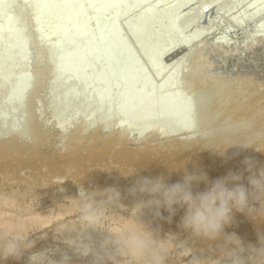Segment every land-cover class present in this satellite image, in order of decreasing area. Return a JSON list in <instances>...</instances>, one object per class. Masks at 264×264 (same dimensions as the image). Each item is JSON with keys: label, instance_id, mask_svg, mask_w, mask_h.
<instances>
[{"label": "bare ground", "instance_id": "bare-ground-1", "mask_svg": "<svg viewBox=\"0 0 264 264\" xmlns=\"http://www.w3.org/2000/svg\"><path fill=\"white\" fill-rule=\"evenodd\" d=\"M220 1L222 0L206 1L199 7V11L201 13H204L206 10L209 9V7H211V4H214ZM255 1L258 2L259 5L257 6L256 10H254L252 13H254V15H260L264 12V0H254V2ZM67 2L68 4H65V6L60 5L55 8L50 7V5L47 2L45 4L44 2H42L40 3V5H42L46 9H50L51 12L58 13L61 10H66L67 12H69L70 6L72 4H76L77 0H67ZM88 2L90 4L92 3L96 4L95 3L96 1H93V0H88ZM184 3H186V1H184ZM22 9H24V7ZM81 12H83L82 9L77 13L75 11V13L78 15ZM188 12L190 14L191 10H189ZM245 13H244V16L240 17L242 19V22H241L242 25H244V23L246 22L247 16H250L252 14L249 12L246 14ZM51 18L52 17H50L49 15L48 16H43V15L35 16V22L37 21L38 25L42 26V25H45L47 22H49ZM86 19H87L86 17H83L81 19V24ZM152 22L153 20H145V22L142 23V26L140 28V32H139V36L141 38L140 42L143 43L144 45H148L150 42L149 40L152 39V37H155L157 35L162 36L170 32L171 30L175 29L173 25L174 23H172L166 28L165 27L161 28L159 31L150 32L149 26ZM257 27H258L257 31H263L264 30V20L259 21L257 23ZM197 36H200L199 32L192 33V35L187 36V38L180 41L178 43V46L176 43H173L175 42V40L169 42L167 45L164 43H157L152 51H147L146 53H143V54L139 53V54H134V55L132 53L129 54V52L128 53L117 52V53L111 54L112 52L110 53L108 51H105L106 54H102V55H99L98 52L97 54L96 53L88 54V53L82 52L81 50H69V51H65L61 53H54V52L49 51L48 48L45 54L44 53L34 54L33 52L29 50L20 52L19 49L17 51H13V52L6 51L5 53L0 54V63H3V65H6L8 67L6 68V71H4V73L3 71L1 72V75L3 74L5 75L8 72L11 73L14 69H16L14 70L15 73H14L13 78L11 79V82H10L11 87L10 89H8V93H6L4 99H1L2 96H0V168L4 170L3 172L5 173V177H7V180H4V181L0 179V225H6L16 220L17 218H21L26 222L28 228H32L37 225L47 228L63 219L70 218L73 215V211L70 207L58 208V203H57V206L42 205L40 204L41 201L39 202V198L37 201V205L35 207H31L30 206L31 204L29 205L28 203L31 199L27 201L25 200L27 196H25L24 198L23 193L21 194L20 192L21 195H19L18 193H15L17 192V189L15 190L13 188L14 182L12 181L10 182L11 179L14 181L15 178H18L19 181H22V182H24L25 180L23 184L26 186L28 183L30 184L34 182L35 180L34 178L32 179V178L24 177L25 179L24 178L22 179V177L19 176V171L25 165L26 166L31 165V166L37 167L38 164L42 162V157H41L42 155L41 156L39 155L41 153L40 146L46 145L49 139L47 137V134H48L46 132L47 130L44 128L43 124H41L42 122H40L39 120V117L37 114L38 111L35 106L36 96L39 95L40 90L42 92L41 87L43 88V86H45L44 81H42L45 79V74H43L44 79H43V76H41L42 80L40 79L39 76H38L39 79L34 77V74L36 71L34 72V74H32L33 73L32 68L34 67L33 65L36 62H38V60L40 59H44V61L46 62L44 63V66L49 68L48 70H49L50 76L48 80H50V85H49L50 103L54 104V102H57V101L61 102V104L59 105V109L58 107L56 108L55 105H54L55 108L53 107L54 108L53 112H54V115L56 116L55 126L56 128H58L60 132H62L63 134H66L69 130V124L72 122L74 117H77V113L80 110L81 111L87 110L89 112L88 118L91 120L90 122H92V124H90L91 126L89 125V127L87 128V130L91 131L90 136L87 138V142L89 141V143L90 144L93 143V145L94 143L95 144L100 143V141L102 140V138H100L101 137L100 136L101 126L100 125H106L105 123L108 120H110L111 118L110 116H112L110 113H107L108 112L107 110H105V105L103 106V102L106 100H104L103 102L102 101L100 102L101 104L99 105L101 106H93L92 108H90L91 105L87 100H84L83 103H80L78 105H75L72 102V100L73 98H76L78 95H80L83 98L88 97L85 95L90 93L89 84L94 85L95 83L100 82L99 80L101 81L103 80V82H107V83L101 82V84L103 85V88L98 89L94 95L98 96L99 94L101 95L102 99L108 100V99L113 98L117 101V103L119 102L116 108L117 112L115 113L116 114L115 117L120 123L117 130L121 133V135H124L126 136V138L129 139L131 135L133 134L135 138L141 142L142 140L146 138V136L149 133L155 136H158L160 138L162 136L166 138L172 137V138H169V140L166 139L167 141L161 144H151L149 143V141L151 140L148 139L149 141L148 142H146L147 140L145 141L146 146L144 147H146V149H149V150L151 149L160 150V151L165 150L167 152L172 151V150H180L182 152H187L186 162L185 161H183V163L181 162L179 166H175L174 164L170 166H158V167L154 166L150 168V170L153 172H156V171L162 172L165 175L164 177L168 178V180L172 179L174 181L176 180L181 181L185 170L191 172V170L193 171L194 169H197L199 165L206 164L202 159H197V157L195 159H192L191 157L192 155L199 153V152H203V151L212 152L213 154L216 152L215 150L211 148H221L222 149L229 145L239 143L241 140L239 136L238 137L240 138V140L232 141L228 139L229 137L228 135L230 134L236 135V133L241 134L240 125L243 122H249V121L253 123L256 122L255 127L257 128V130L264 131V90H261L260 88L264 83L261 81H256L253 75H250V76L246 75L245 77H243L244 74L238 75L239 77L242 76V78H237V79L233 78L234 80L232 81L231 78H229V80L226 77L224 78L221 77V79H219V77H216V75L213 76L214 73L211 74L209 72L210 73L209 74L208 71L206 72L207 67L210 68L211 65L214 63L211 62L209 64L210 61L209 60H208L209 62L207 61L208 55L206 56L207 53L203 52L204 47L199 48V44L197 42L200 39L197 40ZM98 37L100 38L101 35L99 34ZM203 42H205L206 44L207 42L209 43V41H206V40H204ZM224 42L225 41L224 40L221 41V39L217 40L216 46L219 47L220 45H224L225 44ZM205 43H203V45ZM91 44L92 43H90V41L86 43V45H89V46ZM213 44L215 45V43ZM228 44L227 46L229 47ZM214 49L216 50V48ZM220 51L222 53V50ZM212 55L214 54H210V56ZM230 55L232 58L231 53ZM88 60L92 62L91 63L92 65L96 64L106 69L108 68L107 66L108 63L112 61L110 65H111V68L113 67V69L103 71V72L100 71V72H92L89 74H83L82 72L83 69H81V67H83L84 63H87ZM142 60H144L146 64L145 62H142ZM137 61H139V64L141 65L143 64L146 65L147 69H151V71L155 73L156 75L163 74V77L160 80L161 82L160 84H161L163 92L159 98L157 97V94L155 92L149 91V86L155 82L154 79L149 78L146 82H142L141 84L137 85V77L135 75V71L132 72V70H130V67L134 65V63H136ZM216 63H218V61ZM63 64L66 70L68 68L72 72L68 70H67L68 72L66 70H63L64 73H62L60 69L61 67H63ZM43 68L44 67H42V69ZM130 71L132 72V75H129L128 77L127 73ZM124 73L126 76V83L127 81H132L131 83H129V86H124L123 85L124 84L123 81H125L124 78L122 77L119 78L117 76V75L121 76V74L123 75ZM36 74L38 75V72H36ZM116 76L117 78L113 79ZM183 76L187 77V79L184 80ZM253 78L255 80H253ZM110 80L113 83L109 82ZM74 83L79 84V85H85V87L79 86V90L74 88L73 91H69L70 92L68 93L70 95L69 97H73V98H65V99L61 98V95L63 94L64 90H67L69 86L75 85ZM116 84L119 85L120 88L117 91V93H113L112 88ZM47 97L48 96H46V98ZM198 97H200L201 99L200 103L198 101L199 99ZM83 98H81V100ZM47 101L49 100L47 99ZM198 103L201 108L199 110L200 113H198V110H196ZM37 104H41V103H37ZM155 108H158V109L156 110ZM162 109H168V112H166V115L164 116L160 115V110ZM202 109L203 111H201ZM258 117H261V118L258 119ZM202 119H204V124L206 123V126L210 125V123H214L215 125L214 127L219 126V128L221 129L220 133L217 132L218 134L216 133L214 135L213 127H211L213 130L210 128V130L213 131V135L210 133L211 131L209 130L208 127L207 128L209 132L207 133V131L204 129L206 132L205 133L204 130L202 129L204 128L203 125L201 124L203 123ZM199 123L201 125H199ZM81 125L82 127L81 129L78 130V133L80 132L85 133L84 123ZM198 125H199V128L200 126H202L201 127L203 131L202 135H201L202 131L199 130ZM107 132H109L108 129H107ZM183 134H187L188 137L187 138H184L185 136L179 137L180 135H183ZM235 135H233V139ZM30 136L32 137V140L34 139V141L29 140ZM82 138H83L82 136H80L79 134H76L71 139L73 142L74 151H78L79 150L78 146L83 145V143L80 144L82 141ZM235 139L237 138L235 137ZM38 144H40L39 148H37ZM118 144L119 143H117L116 145L120 148ZM107 147H108V144H107ZM257 147L260 149V151L262 150V152H264V144H258ZM98 149L97 151L96 150L94 151L95 157L104 158L106 156V153L102 151H98ZM106 149L108 150V148ZM86 150H88V148ZM243 151L248 152L250 156H254L255 154L259 152L255 150V148H248V149L241 150L239 146H230L225 151V156H224L226 159L225 166L228 167V169L230 170L237 168L238 166L237 163L240 161V154ZM120 154L121 153H119V156H121ZM79 159H80L79 155H75V156L73 155V157H71L67 161H69L72 164H76ZM149 160H150L149 156L142 155L139 157L134 156L131 159V162L132 164L135 162L137 164L140 163L139 166H141L140 168H142V167H147L149 165L148 164ZM48 161H50L51 163V170L49 172L55 171L56 173V172H59V170H61L60 169L61 168L60 159L58 157L54 156V158H50ZM259 161L264 163V158ZM208 163H209L208 165L216 164V162L214 161L208 162ZM41 165H44L43 162L41 163ZM91 165H92V162H91ZM102 169L103 168H101V170ZM93 172L94 173L91 175L87 174L85 176V179L87 178L86 180H90L91 176H95L97 181L99 180L100 182H102L101 179L102 180L104 179L102 172L97 171V170L95 171L93 170ZM105 172H108V171H105ZM42 174H43V171H42ZM126 174L127 173L124 172V175ZM47 176L43 175L42 177H40L42 180V182H40L42 187L39 186L32 190H30L31 188L28 189L29 190L28 193H30L28 194V196L29 195H40L38 192H41V194L42 192L44 193L46 191L48 192V188H50L51 185L48 186L47 188L46 186L49 183L46 186H45V183H43L46 180ZM56 180L58 184L59 179L57 178ZM117 180H118V177H116L115 175V178H114L115 184ZM172 180H171V183H172ZM19 181L18 183H20ZM111 181H112V178L109 181V183ZM118 181H120V179ZM50 182H53V181L50 180ZM242 183L245 184V186H247V182L244 181ZM203 185L204 184L201 183L199 185L198 190L203 191L205 189V186ZM120 188H122V186ZM124 188H122V190ZM94 189H96V186ZM18 192H19V189H18ZM61 192H62V187H61ZM63 192H65V194L66 193L68 194L67 191L63 190ZM62 193H61V196H62ZM58 195L56 192V196ZM47 196H49V194ZM50 197L51 196H49V198ZM69 197L77 198L73 195ZM53 200H54V197H53ZM123 202L127 204L126 200ZM183 213H184V209H178L176 212V214H180V215H182ZM121 214L125 216L128 215L127 213L126 214L121 213ZM157 222L160 223V221H157ZM171 228L172 227L170 226V229ZM51 230H52L51 228L50 229L47 228V229H43L42 231L38 230V231H35L29 234V238L36 241L35 248L39 247L38 250L44 249L45 240L48 238V236L46 239H41L40 237L43 235L44 232H47V234H49ZM162 230L163 229L161 228V231ZM164 231H166V228L164 229ZM41 243L44 244V246ZM252 244H256V243H252ZM35 248H34V251H36ZM14 260L15 259L9 258L5 263L4 262L3 263L4 264H14ZM25 263L27 264L26 261L23 264Z\"/></svg>", "mask_w": 264, "mask_h": 264}, {"label": "rangeland", "instance_id": "rangeland-1", "mask_svg": "<svg viewBox=\"0 0 264 264\" xmlns=\"http://www.w3.org/2000/svg\"><path fill=\"white\" fill-rule=\"evenodd\" d=\"M93 1H96L95 2L96 4H93V3L90 4L88 0H77L76 4H72L70 6L69 12H67L66 10H61L58 13H56V12H51L50 9L44 8L42 5H40V3L44 2L45 4L47 2L50 5V7L55 8L60 5L65 6V4H68L67 0H0V54L5 53L6 51H12V52L17 51L18 49L20 50V52L29 50L33 52L34 54H37V53L45 54L48 48L49 51L54 52V53H61V52L69 51V50H81L82 52L88 53V54H91V53L97 54L98 52L99 55H102V54H106L105 51H108L110 53L112 52L111 54L117 53V52H124V53L129 52V54L132 53L134 55V54H139V53L143 54V53H146L147 51H152L157 43H164L167 45L169 42L175 40V42L173 43H176L178 46V43L182 41L183 39L187 38V36L192 35V33L194 32H199L200 36H197V40L200 39L197 42L199 44V48L204 47L203 52L207 53V54L205 53L206 56L208 55L207 61L208 60L210 61V62L208 61L209 64L211 62L214 63L211 65L210 68L207 67L208 70L206 69V72L208 71V73L210 72L211 74L214 73L213 76L216 75V77H219V79H221V77L222 78L226 77L228 80L229 78H231L232 81L237 78H242V76L239 77L238 75L244 74L243 77H245L246 75L247 76L253 75L256 81H261L264 83V30L257 31V28H258L257 23L259 21L264 20V12L260 15H254V13H252L254 10H256L257 6L259 5L258 2L256 1L254 2V0H222L220 2L211 4V7H209V9L206 10L204 13H201L199 11V7L206 1H213V0H188V1L187 0H93ZM184 1H186V3H184ZM22 6L24 7V9H22L23 8ZM81 9L83 12L79 13V15L76 14ZM189 10H191L190 14L188 12ZM245 12L246 13L249 12L252 14L250 16H247L246 22L244 23V25H242L241 23L242 19L240 17L244 16ZM42 15L43 16L49 15L52 18L45 25L39 26L38 22L37 21L35 22V16H42ZM83 17H86L87 19L81 24V19ZM145 20H153V22L149 26L150 32L159 31L161 28H164V27L166 28L172 23H174L173 25L175 29L171 30L170 32L162 36L157 35L155 37H152V39L149 40L150 41L149 44L144 45L143 43L140 42L141 38L139 36V32H140L142 23L145 22ZM99 34L101 35L100 38L98 37ZM220 39L221 41L223 40L225 41L224 45L219 46L221 48L216 46L217 40H220ZM204 40L209 41V43L211 44H209L208 42L206 44L205 42H203ZM89 41L90 43H92L90 46L86 45V43ZM203 43L205 44L203 45ZM213 43H215V45ZM227 44L229 45V47L227 46ZM213 46L214 48H216V50L213 48ZM209 48L211 49V51ZM235 48L238 50H236ZM220 50H222V53ZM230 53L232 54V58H231ZM210 54H214V55L210 56ZM214 59L217 60L218 63H216L217 61H215ZM111 62L108 63L107 65L108 68L106 69V68L96 65L95 63H93L95 65H92L91 64L92 62L88 60L87 63H84V66L81 67V69H83L82 71L83 74H89L92 72H100V71L103 72V71H107L110 69L112 70L113 67L111 68V65H110ZM142 62H145V61L142 60ZM44 63H46L44 59L38 60V62H36L33 65L34 66L33 67L34 69L32 68L33 71L31 70L33 72L32 74H34L35 71L38 72V75L36 74V72L34 74V77L37 79H39L38 76L40 77L41 80H42L41 76H43V79H44L43 74H45V79L42 80L44 81L45 86H43V88L41 87L42 92L40 90L39 95L36 96V100H35V106L38 111L37 114H38L39 120L40 122H42L41 124H43L44 128L47 130L46 132L48 134L47 133L46 134H47V137L49 138L46 145L40 146L41 153L39 155L40 156L42 155L41 157H42V162L44 165H41L42 162L40 161L41 163H39L37 167L31 166V165L29 166L25 165L22 169H20L19 176H21L22 179L24 177L35 179L33 183H30V184L28 183L27 186L23 184L25 180L24 182L19 181L18 178H15L14 181L12 179L10 180V182L11 181L14 182L13 188L15 190L17 189V192L15 193H18L19 195L23 193L24 198L25 196H27V198H25V200L27 201L31 199L28 202L29 205L31 204L30 205L31 207H35L37 205L38 198H39V202L41 201L40 204L42 205L57 206V203L58 205L61 203H66L65 198L67 196L69 197L73 195L75 197H78L79 187L81 185L84 188L89 189V190H95L94 189L95 186L96 188L102 189V188L109 187V186H117V184H118L117 187L121 185L122 188H124L125 186L124 189H126L128 186H130L133 183L132 182L133 179H136L138 176H142V174L143 176L145 175V176H152V177L153 176L156 177L159 175L165 176L162 172L151 171L150 170L151 167L170 166L174 164L175 166H179L181 162L182 163L183 161L186 162L187 152H182L180 150H172V151L167 152L165 150L160 151V150H152V149L151 151L149 149H146V147H144L146 146V142H148L149 140H151L149 141V143L151 144H161V143L166 142L167 140H169V138H172V137L166 138L162 136L160 138L158 136H155L149 133L146 136V138L142 140L141 142L138 139H136L134 135H131L129 139L126 138V136L121 135V133L117 130L120 123L115 117L116 115L115 113L117 112L116 108L119 102L117 103V101L113 98L108 99V100L102 99L101 95L99 94L98 96L94 95L98 89L103 88V85L101 84V82L107 83V82H103V80L102 81L99 80L100 82H97L94 85L89 84L90 93L85 95L88 97L83 98L80 95H78L76 98L69 97L70 96L68 94L70 93L69 91H73L74 88L79 90V86L85 87V85H79L76 83H74L75 85L69 86L68 89L64 90L63 94L61 95V98H64V99L73 98L72 102L75 105L83 103L84 100H87L91 105L90 108H92L93 106H101L99 105L101 104L100 102L101 101L103 102L104 100H106L103 102V106L105 105V110H107L108 111L107 113H110L112 116H110L111 117L110 120H108L105 123L106 125H100L101 126L100 128L101 137L100 138H102L100 143H96V144L94 143V145L93 143H91L93 145L92 146L89 143V141L87 142V138L91 134V131L87 130V128L89 127L90 124H92V122H90L91 120L88 118L89 112L87 110H82V111L80 110L77 113V117H74L72 122L69 124V130L66 134H63L62 132H60L58 128H56L55 126L56 116L54 115L53 109L55 107L56 108L58 107L59 109V105L61 104V102L57 101V102H54V104L50 103V98H49L50 80H48L50 76L49 70H48L49 68L45 67ZM42 67L44 68L42 69ZM6 68H8L6 65H3V63H0V96H2L1 99H4L6 93H8V89H10L11 87L10 85L11 79L13 78L14 73H15L14 70H16L14 69L11 73L8 72L5 75L4 74L1 75L2 71L3 73L4 71H6ZM60 70L62 71V73H64L63 70H66L64 64ZM67 70L71 71L68 68ZM130 70H132V72L135 71V75L137 77V85L141 84L142 82H146L149 78L154 79L155 82L149 86V91L155 92L158 98L161 96L163 91H162V87L160 84L161 83L160 80L163 77V74L156 75L155 73L151 71V69H147L146 65L139 64V61L134 63V65L130 67ZM132 72L131 71L128 72L127 76L129 77V75H132ZM125 73L123 75L121 74V76L119 75L117 76L119 78L120 77L124 78L125 80L123 81L124 86H129V83H131L132 81H127L126 83ZM117 76L113 79H116ZM183 78L184 80L187 79V77H184V76ZM254 78L253 80H255ZM111 80L109 82H111ZM119 88H120L119 85L117 84L114 85V87L112 88V92L117 93ZM260 88L261 90H264V84ZM46 96L48 97L46 98ZM37 97L40 100V102L37 99ZM81 98L83 99L81 100ZM198 98H199L198 101L200 103L201 99L200 97ZM47 99L49 101H47ZM37 103H41V104H37ZM199 103L197 104V109H196L198 110V113H200L199 110L201 109ZM155 109L157 110L158 108H155ZM201 111H203V109ZM166 112H168V109H162L160 110V115L164 116L166 115ZM259 118L261 117H258V119ZM202 121L203 123L201 124L204 127L202 129L203 130L205 129L207 133L209 132L211 127H213L214 129V135L217 132L220 133L221 129L219 128V126H216L217 127L216 129V127H214L215 126L214 123L209 122L210 125L206 126V123L204 124V119H202ZM83 123H84L85 133H81V132L78 133V130L81 129L82 127L81 124ZM201 124L199 123V125ZM254 124L256 125V122ZM199 125H198V128H199ZM201 127L202 126H200L199 128L200 131H202ZM207 127L209 128V130ZM107 129L109 132H107ZM212 130H210L211 131L210 133L213 135ZM76 134H79L80 136L83 137L80 143V144L83 143V145L78 146L79 147L78 151H74L73 142L71 140L73 136ZM202 134H203V131L201 132V135ZM239 134L236 133L237 136L235 134H230L231 137L230 135H228L229 136L228 139L232 141H238L241 138V134L240 135ZM233 135H235L237 139H235L234 137L235 139L234 140ZM179 137L187 138L188 135L183 134V135H180ZM29 140L34 141V139L32 140L31 136L29 137ZM117 143H119L118 145L120 146V148L116 145ZM107 144H108V147H107ZM39 145L40 144L37 145L38 146L37 148H39ZM87 148L88 150H86ZM106 148H108V150ZM97 149L98 151H102L106 153V156L104 158L95 157L94 151L95 150L97 151ZM119 153H121L120 154L121 156H119ZM73 155L74 156L79 155L80 157V159L77 161L76 164H72L69 161H67L71 157H73ZM142 155L150 157V160L148 163L149 165L147 167L140 168L141 167L139 166L140 163L137 164L136 162L132 164L131 159L134 156L139 157ZM54 156L60 159V166H61L60 168L61 170H59V172H56V173L55 171L49 172L51 170V163H50L51 160L50 161L48 160L50 158H54ZM245 156H250V155L248 152L243 151L240 154V161L237 163L238 164L237 168L231 169V171H234V172L239 171L243 167L240 162ZM191 157L192 159H195L197 157V159H202L206 163L203 165H199L197 169L204 170L208 174L210 179H215L217 177L223 176L230 170L228 169V167L225 166L226 165L225 157H221L218 154L216 155V153L212 154V152L203 151V152L196 153L192 155ZM252 157H255L257 160H261L264 158V152H262L261 150V152L259 151L257 154H255ZM212 161L216 162V164L208 165L209 164L208 162H212ZM91 162H92V165H91ZM101 168L103 169L101 170ZM93 170L102 172V175L104 177L103 180L101 179L102 182H100L99 180L97 181L95 176H91L90 180H86L87 178L85 179V176L87 174L91 175L94 173ZM133 170H137L135 175L128 176V177L124 176V172L127 173L126 175H128ZM3 171L4 170L0 168V173H1L0 179L4 181V180H7V177H5V173ZM42 171H43V174H42ZM105 171H108V172H105ZM43 175L45 176L48 175L46 180L43 182L45 183V186L49 183L46 187L48 188V186L50 185L52 187L50 186V188H48V192L46 191L47 194L46 192L45 193L42 192V194L41 192H38L40 195H29L28 196V194H30L28 193L29 192L28 189L31 188L30 190H32L39 186L42 187L40 183L42 182V180L40 177H42ZM115 175L116 177H118V180L120 179V181L118 180H117L118 182L116 181V184L114 181ZM247 175L248 173L244 174V179L242 180V182L244 181L247 182ZM55 177L56 179L57 178L59 179L58 184H57V180L55 179ZM111 178H112V181L109 183ZM49 179L53 182H50ZM61 179L63 182L61 181ZM171 180H168V182L170 181L169 183H171ZM18 181L20 183H18ZM177 181H180V180H176V181L172 180V183H175ZM58 185L62 187V192L64 190V191H67L68 194L66 193L67 194L66 195L65 192L62 193L61 187H59ZM203 186L206 187L205 184ZM122 188L120 189L122 190ZM18 189H19V192H18ZM56 192H57V195L59 193L60 194L56 196ZM61 193H62V196H61ZM48 194L49 196L52 197V199L51 197L49 198V196H47ZM41 195L44 197H42ZM31 197L32 198L34 197V198L32 199ZM53 197H54V200H53ZM126 202L128 204L129 200H126ZM254 206L259 207V204L256 203L254 204ZM183 214L182 215L176 214L172 219L174 222L172 221L171 223H167L165 221H162V222L160 221V223L157 222L160 225V227L163 229L161 231V236H164L168 233L179 232L180 229L178 228V223L180 221L179 219L183 216ZM163 215L167 216L168 213L164 212ZM170 226L172 227L171 229H170ZM164 227L166 228V231H164L165 229ZM260 227H261V230L264 231V226H260ZM226 231L236 232L237 235L240 236V238L245 242V244L247 243L258 244L257 225L254 221L249 219L244 213H239V212L234 211V223L231 227L226 228ZM47 236L48 238L45 240V246L44 244L41 243L44 246V248H47V247H50L56 244L59 247L66 249V246L63 245L62 243L58 241H53L52 230L49 232ZM38 249L39 247L35 248V250H38ZM26 257H27V253H25V257L22 258L21 260L19 261L14 260V264L15 263L23 264L25 261L27 262ZM56 258H59V257H56ZM6 261H3V262L5 263Z\"/></svg>", "mask_w": 264, "mask_h": 264}, {"label": "clouds", "instance_id": "clouds-1", "mask_svg": "<svg viewBox=\"0 0 264 264\" xmlns=\"http://www.w3.org/2000/svg\"><path fill=\"white\" fill-rule=\"evenodd\" d=\"M240 131L239 143L211 149L221 157L230 146L260 151L257 145L264 144V131L250 121L243 122ZM240 163L239 171L229 170L215 179L194 169L185 170L175 183L164 176H138L123 191L117 186L89 190L81 185L77 198L66 197V203L58 205L70 207L73 215L47 227L53 241L66 249L54 244L34 251L36 241L29 234L47 228H28L17 218L0 225V264L9 258L19 261L25 253L27 264H264L260 227L264 226V163L252 156ZM245 173L247 186L241 182ZM201 183L206 185L203 191L198 190ZM178 209H184L180 231L161 236L157 221L171 223ZM234 211L256 223L258 244H245L236 232L226 231L234 223ZM47 235L44 232L40 238Z\"/></svg>", "mask_w": 264, "mask_h": 264}, {"label": "water", "instance_id": "water-1", "mask_svg": "<svg viewBox=\"0 0 264 264\" xmlns=\"http://www.w3.org/2000/svg\"><path fill=\"white\" fill-rule=\"evenodd\" d=\"M170 52H172V51H170ZM133 135V134H132Z\"/></svg>", "mask_w": 264, "mask_h": 264}]
</instances>
